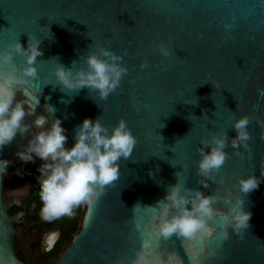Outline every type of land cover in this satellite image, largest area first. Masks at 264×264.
Wrapping results in <instances>:
<instances>
[{"label":"water","instance_id":"obj_1","mask_svg":"<svg viewBox=\"0 0 264 264\" xmlns=\"http://www.w3.org/2000/svg\"><path fill=\"white\" fill-rule=\"evenodd\" d=\"M29 37L40 40L42 55L25 87L39 104L24 119L28 131L0 149V159L9 161L0 168V264H23L13 247L18 220L8 215L2 177L17 165L39 168V158L25 162L16 153L36 131V116L48 115L45 104L56 109L66 147L84 118H99L109 129L123 119L137 141L119 161L117 180L84 204L78 233L53 264H133L138 254L154 264L157 253H176L179 264H264V0H0V51L16 41L26 47ZM160 43L169 47L167 58L156 50ZM98 47L120 56L127 69L106 99L86 88L66 93L53 86L52 58L70 68ZM23 59L14 55L0 64V77L13 67L19 74ZM15 99H26L20 88ZM242 116L249 118L247 149L231 145L232 124ZM220 135L227 158L218 171L201 176L200 149L207 151ZM247 175L260 179L244 195L249 226L242 233L229 228L222 240L225 200L240 195L237 177ZM178 182L216 198L203 241L165 240L155 229L157 202Z\"/></svg>","mask_w":264,"mask_h":264},{"label":"clouds","instance_id":"obj_2","mask_svg":"<svg viewBox=\"0 0 264 264\" xmlns=\"http://www.w3.org/2000/svg\"><path fill=\"white\" fill-rule=\"evenodd\" d=\"M39 43L40 40L29 37L26 47L16 41L0 51V64H7L14 55L24 58L19 74L13 67L7 76L0 77V149L11 143L18 132L23 134L28 131L24 119L26 115H33L39 104L36 92L25 87L37 76L36 58L42 55ZM156 50L162 57L170 55L169 47L164 43L158 44ZM120 60V56L104 47L89 50L86 55L80 56L79 61H73L70 68L59 63L57 58H52L55 61L52 69L55 83L51 84L59 85L60 90L66 93H78L86 88L99 99H106L127 72ZM81 61L83 67L79 66ZM140 67H146V63H141ZM17 88L22 90L26 99H15ZM27 101L32 103L31 112L25 110V105L28 109ZM44 110L48 115L36 116L32 122L36 131L31 134L24 150L18 151L16 155L25 162L33 161L34 157L43 162L37 169L41 217L50 222L63 216H72L74 208L81 204L93 203L106 186L117 180L119 161L128 159L137 141L123 119H119L109 129L99 118H84L74 127L71 147H66L67 136L62 122L52 115L56 109L45 104ZM248 123L249 118L246 116L233 122L236 133L231 140L233 148H248ZM225 147V136L220 135L212 137L207 151L200 149V159L196 162L199 175L207 177L223 166L227 158ZM8 164L9 161L0 159V168L6 169ZM259 183V177L254 175L237 177L240 195L225 200L228 211L222 216L224 222L223 230L219 233L220 239L228 238L229 228L234 233H242L248 228L251 214L244 209V195L256 189ZM215 202L214 196L185 188L178 182L169 188L163 200L157 202L159 219L155 229L165 240L175 235L177 238H199L203 241L210 235L208 221L215 214L212 207ZM58 238V232L49 233L45 237V244L51 247ZM133 264H145L143 256L138 254ZM154 264H179V259L176 253H168L166 258L157 253Z\"/></svg>","mask_w":264,"mask_h":264},{"label":"flooded vegetation","instance_id":"obj_3","mask_svg":"<svg viewBox=\"0 0 264 264\" xmlns=\"http://www.w3.org/2000/svg\"><path fill=\"white\" fill-rule=\"evenodd\" d=\"M37 169L28 164L11 168L2 177V196L4 202L10 204L8 215L18 220L13 241L17 259L23 264H53L78 233L85 207L81 204L74 208L70 217L44 221ZM52 232H58L59 238L48 247L45 237Z\"/></svg>","mask_w":264,"mask_h":264},{"label":"trees","instance_id":"obj_4","mask_svg":"<svg viewBox=\"0 0 264 264\" xmlns=\"http://www.w3.org/2000/svg\"><path fill=\"white\" fill-rule=\"evenodd\" d=\"M69 242H70V239H69Z\"/></svg>","mask_w":264,"mask_h":264}]
</instances>
